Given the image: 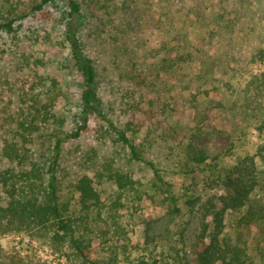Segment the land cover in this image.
Returning a JSON list of instances; mask_svg holds the SVG:
<instances>
[{
    "label": "rangeland",
    "instance_id": "374dc122",
    "mask_svg": "<svg viewBox=\"0 0 264 264\" xmlns=\"http://www.w3.org/2000/svg\"><path fill=\"white\" fill-rule=\"evenodd\" d=\"M39 1L0 0V21L24 15ZM77 1L86 18L84 52L94 63L106 117L123 127L127 113H134L139 150L171 185L179 208L169 211L168 196L151 169L130 160L105 125L101 129L92 119L78 140L63 147L57 175L66 199H76L71 185L85 175L99 196L98 210L89 216L94 230L82 232L95 256L120 242L127 248H120L119 260L187 252L201 225L210 228L211 216L203 214L221 194L218 179L246 156L254 160L258 182L250 203L264 207V62L256 55L264 49V0H170L166 13L163 0ZM65 11L57 1L17 21L10 35L0 33V147L13 135L7 127L16 125L26 105L23 91L35 74L43 78L36 89L41 96H54L63 130L77 121L80 76L62 39ZM177 29L189 43L184 63L167 60L176 48ZM33 136L26 165L50 155L49 139ZM188 147L218 154V161L195 166L187 159ZM14 166L18 169L0 155V169ZM117 172L129 175L135 189L118 190L111 177ZM244 213L228 217L226 235L246 251L247 264H264V220L259 227L246 225L239 220ZM0 248L31 262H78L71 249L57 251L45 237L6 234Z\"/></svg>",
    "mask_w": 264,
    "mask_h": 264
},
{
    "label": "trees",
    "instance_id": "16d2710c",
    "mask_svg": "<svg viewBox=\"0 0 264 264\" xmlns=\"http://www.w3.org/2000/svg\"><path fill=\"white\" fill-rule=\"evenodd\" d=\"M57 1L65 4L67 10L62 12V39L68 48L69 63L71 62L72 68L80 76V111L74 127L63 130L64 118L53 111L54 96L50 94L49 98L42 97L36 90L40 85H44L41 76L35 74L32 86L23 91L26 105L20 108L16 125L7 127L9 133L13 135L3 141L0 147L1 157L10 163L15 162L18 166V169L15 166L0 169V236L22 233L32 237L48 238L57 251L62 250L61 246L71 249L78 261L77 264H247L246 251L230 241L225 229L228 217L242 210L245 213L239 220L246 225L259 227L264 220V207L252 206L250 203L258 186L252 156L242 158L225 173L222 180L218 179L221 183V194L214 200L217 205L210 203L203 214L211 216L210 228L208 224L201 225L199 234L187 252L182 255L175 252L171 255L164 251L158 259L142 255L131 260L124 256L123 260H119L120 248L122 247L123 252L127 248L126 242H120L119 245L115 243L109 246L110 249L105 255L95 256L92 243L88 240L90 237H84L82 232L92 233L94 226L90 224L89 216L93 210H98L99 196L90 178L85 175L71 185L72 191L77 194L72 202L66 199L57 175L63 147L69 141L78 140L92 119L101 124V129L105 125V131L114 136L126 149L130 160L143 162L151 169L153 177L164 187V192L168 196L169 211L178 213L179 208L171 194V185L163 181L154 162L147 161L139 150L140 144L136 143V136L140 123L135 121L134 113H127V122L123 127L117 126L106 117L98 94L94 63L84 52L81 33L86 18L77 0H40L24 15L0 21V33L10 35L16 30L17 21H22ZM169 3L170 0H163L164 13L168 12ZM177 31L174 54L167 60L184 63L190 55L189 43L185 39L186 34L178 29ZM258 52L257 59L264 62V49ZM139 83L143 84L142 81ZM209 93L210 91H205L203 95L209 96ZM34 133L49 139L50 155L46 159L41 157L34 163L26 165L24 163L28 151L26 145L33 141ZM186 151L187 159L195 166L211 160L216 162L219 158L218 154L211 157L206 152L193 151L190 147ZM228 153L226 151L224 155ZM111 177L118 190L123 192L135 189V181L129 175L117 172ZM188 205V211H192V202H188ZM112 218L114 219V216ZM0 254V264H46L27 261L16 252L7 254L1 248ZM260 257L264 259V250H261Z\"/></svg>",
    "mask_w": 264,
    "mask_h": 264
}]
</instances>
